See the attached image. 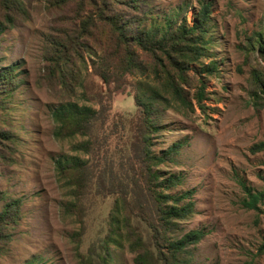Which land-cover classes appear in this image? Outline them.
I'll return each instance as SVG.
<instances>
[{
  "label": "rangeland",
  "instance_id": "1",
  "mask_svg": "<svg viewBox=\"0 0 264 264\" xmlns=\"http://www.w3.org/2000/svg\"><path fill=\"white\" fill-rule=\"evenodd\" d=\"M202 1L210 4V23L205 56L188 71L191 85L184 87V96L189 105L160 106L153 115L160 129L154 133L152 151L161 154L175 143L182 146L156 171L160 179H179L166 193L192 191L194 212L171 233L174 238L190 231L204 234L185 255L191 264H264L259 252L264 202L256 210L245 205L246 188L264 195V151L251 150L264 142V91L253 82L256 74L264 73V60L250 45L264 30V0H151L150 6L154 15L175 17L178 23L186 18L192 24ZM84 6L67 0H0L5 27L0 33V71L13 67L8 72L15 76V82L0 81V194L6 199L0 209L20 199V218L8 226L11 240L0 244V264H84L90 247L100 253L113 227L118 191L100 189L99 173L108 167L106 174L113 170L128 177L131 164L136 165L132 143L140 108L135 96L152 71L144 77L117 73L105 83L98 75L99 59L90 56L98 51L102 34L64 47L78 38L80 21L88 13ZM65 60L67 76L62 74ZM211 61L216 71H202ZM199 82L205 87L202 107L194 96ZM64 100L102 109L89 136L88 155L73 148L85 138L53 136L52 112ZM75 155L88 169V188L80 198L82 221L81 208L72 210L70 189L55 166L58 158ZM136 219L131 216L143 231L144 223ZM117 233L108 245V264H134L136 254L122 231Z\"/></svg>",
  "mask_w": 264,
  "mask_h": 264
},
{
  "label": "trees",
  "instance_id": "2",
  "mask_svg": "<svg viewBox=\"0 0 264 264\" xmlns=\"http://www.w3.org/2000/svg\"><path fill=\"white\" fill-rule=\"evenodd\" d=\"M67 1L85 5L84 8L88 13L80 21L78 38L74 36L64 47L69 49L78 45V39L86 35L89 39H94L97 34H102L103 38L98 39L100 43L96 47L98 51L91 52L90 56L99 59L98 75L105 83L116 78L117 73L137 74L144 77L150 76L149 69L152 71L151 80L146 81L145 88L135 96V103L140 108L137 135L135 134L132 143L136 165L131 164L128 177L126 174L118 177L119 175L117 176L113 170L106 174L108 167L106 171L99 173L100 189L109 186L118 191L111 215L113 227L101 245V252H94V255L90 247L83 263L108 264L110 259L108 245L114 242L112 235L119 234L117 230H121L122 237L128 242L131 251L136 254L134 264H191L185 255L191 246L200 242L204 234L201 231H190L179 238H174L171 233L178 229L179 220H184L194 212V203L191 201L192 191L166 193L179 179L175 176L160 179V174L156 171L157 166L164 161L173 160L172 155L177 154L182 145L175 143L161 154L152 151L154 133L160 129L154 123L153 115L160 106L166 109L176 105H189V101L184 96V87L191 85L188 76L190 66L200 64V59L205 56L210 4L202 1L192 24H189L186 18L178 23L175 17L171 19L168 15H154L155 8L150 6L151 0ZM161 16L164 18L159 20L158 17ZM4 28L0 22V33ZM250 45L256 48L259 56L264 60V30L252 39ZM84 48L88 50L87 46ZM141 55L146 58L144 60L146 63L136 59ZM12 68L0 71V81L15 82V76H12V72H8L13 71ZM66 69L65 60L62 66V74L65 76L68 75ZM201 70L208 73L216 71V63L211 61ZM253 82L257 88L264 91V73L256 74ZM63 83L67 90L66 81ZM196 88L194 96L198 105L202 107L204 83L199 82ZM101 117L102 109L64 100L52 112L56 126L53 136L59 140L75 139L78 136L85 138L74 144L73 148L79 153L88 155L92 146L90 133L95 122ZM251 150L264 151V142L254 145ZM55 164L58 176L65 182L73 197L72 210L76 209L78 212L81 208L82 221L80 198H83L88 188L87 163L75 155L58 158ZM103 177H108L110 184ZM246 190L248 200L245 205L256 210L257 205L264 202V195L253 193L247 188ZM3 200H6L5 196L0 194V201ZM19 209L20 199H12L2 205L0 244H6L11 240L8 226L19 220ZM131 216L137 217L136 220L144 223L143 231L137 229L131 222ZM259 252L264 255V241Z\"/></svg>",
  "mask_w": 264,
  "mask_h": 264
}]
</instances>
